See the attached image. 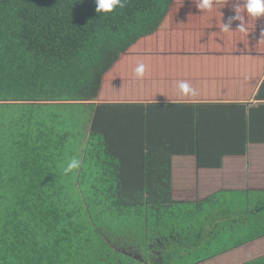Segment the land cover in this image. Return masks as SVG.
<instances>
[{
  "label": "trees",
  "instance_id": "1",
  "mask_svg": "<svg viewBox=\"0 0 264 264\" xmlns=\"http://www.w3.org/2000/svg\"><path fill=\"white\" fill-rule=\"evenodd\" d=\"M197 2L97 14L95 0H0V264L179 263L183 250L164 252L182 238L171 209L199 216L218 195L174 201L172 158L212 168L264 143V17L225 32L234 0L203 13ZM238 192L215 230L232 245L201 259L264 237V191ZM207 221L184 224L185 239Z\"/></svg>",
  "mask_w": 264,
  "mask_h": 264
},
{
  "label": "rangeland",
  "instance_id": "2",
  "mask_svg": "<svg viewBox=\"0 0 264 264\" xmlns=\"http://www.w3.org/2000/svg\"><path fill=\"white\" fill-rule=\"evenodd\" d=\"M256 100L252 99V103H255ZM178 162L175 165L174 169V176H180V171L182 168H191L193 169L194 161H183V158L181 160L176 159ZM234 161V160H233ZM227 162L229 163L226 165V168L223 169L225 173L222 175L224 176L225 182L228 185H232V177L236 178L237 184H240L241 182H244L248 188H257V189H264V146H250L247 154L241 159H237V162H232V159H228ZM245 163V165L242 163ZM242 165V166H241ZM234 173V174H232ZM235 175V177H234ZM200 177V176H199ZM248 180V185L246 184ZM216 181V180H214ZM240 182V183H239ZM211 191L203 190L199 191L198 195L196 197L187 198L188 193H185L184 191H178L175 192L176 200H198L200 197L205 196L206 194H210ZM232 191L226 193L228 200L225 205H223L221 202H216V199L211 201V207L207 208L205 210H202L201 214L198 216L196 213L198 212V207L194 206L193 208H189L188 206H183L181 209L173 207L171 210L173 212H177L179 216L181 215L179 222L181 223V243H182V254L180 253V256H174L176 258V262L178 261V264H190L195 263L197 260L201 259V257H204L206 254L213 252L217 249V246L221 241L224 242V245L231 246L232 240L228 239L229 233L226 232L224 234H221L224 238L220 240H215L212 243L206 245L204 244L203 239H197L193 243H188L185 238H187L188 233H185L183 231V227L186 225V223H192L194 226V230H199L201 228V223H204L207 218H209L210 214H213L215 211L218 213L221 212L223 209H231L230 204L228 203L229 199L232 198ZM244 194V192H235L234 196L239 197V195ZM196 193H193V196H195ZM232 202V201H231ZM236 204V202H235ZM239 204V203H237ZM195 207L197 210H194ZM190 214V215H187ZM190 216V217H188ZM179 218V217H178ZM157 220V218H156ZM178 220V219H177ZM185 224V225H184ZM191 233V236H195L196 234L194 232ZM172 237V236H171ZM172 241L171 239H169ZM174 242V241H173ZM187 243V245H186ZM195 243V245H194ZM173 243L169 245V247L172 248ZM127 248V247H126ZM132 248H130L131 250ZM167 251V248L164 249V252ZM172 253V252H170ZM264 254V237L257 238L251 242H248L244 245L238 246L237 249L225 251L224 253H221L219 256L211 257V259L204 260L201 263H195V264H238L242 261L251 259L253 257H256L258 255Z\"/></svg>",
  "mask_w": 264,
  "mask_h": 264
},
{
  "label": "crops",
  "instance_id": "3",
  "mask_svg": "<svg viewBox=\"0 0 264 264\" xmlns=\"http://www.w3.org/2000/svg\"><path fill=\"white\" fill-rule=\"evenodd\" d=\"M229 100V99H227ZM222 101H226V99H222ZM241 100H232V102H239ZM250 102H252V99L249 100ZM247 151L245 154L242 155H235V154H227L225 156H223L222 158V162L221 165L218 167H199L196 165V158L193 155H184V156H174L172 158V171L173 173L175 172V165L178 163L176 161V159L181 160L183 158V161H194L193 162V169L189 168H182V170L180 171V176H174L172 179V183H173V189H172V199L175 201L176 197H175V192L178 191H184L185 193H188L187 198H191V197H196L199 193V191H203V190H208L211 191L210 194H206L205 196L200 197V199L198 200H176V201H186V202H198L200 200H203L204 198H206L208 195H212V194H217L218 195V199H216L217 202H223L226 204L228 197L226 195V193L232 191V198L229 199L228 203L230 204V206L232 207V203L236 202V198L234 196V193L237 191H244L247 189H253L256 191H264V189H257V188H248V186H246L244 184L245 180L243 182H239L240 184H237L236 182V178L232 177V185H228L224 179V176L222 175L223 173H225L223 171V169L226 168V165H228L229 163L227 162L228 159H232V162H237V159H242L248 152L250 146H264V143H248L247 144ZM234 160V161H233ZM246 162L242 163V165H245ZM241 165V166H242ZM234 174V173H232ZM200 176V177H199ZM235 177V175H234ZM216 180V181H214ZM246 184L248 185V180L246 182ZM196 193L195 196H193V193ZM220 197V199H219ZM222 198H225V201H221ZM232 201V202H231ZM218 212V208L217 211H215L213 214L209 215L208 221L207 223L204 225V230L202 231V234L197 237V239H203L204 244L208 245L210 243H212L213 241L217 240V238L219 237V233H217L215 235V230L219 229L220 223L224 220V217H222V214L216 213ZM212 231H214V233H212ZM173 238L174 242H171L168 244L167 247V251L168 253L172 252L171 254H177V250H182V243L180 242L181 239L179 238ZM219 239V238H218ZM188 243H191V241L187 240ZM173 243L172 248L169 247L170 244ZM187 245V243H186ZM238 247V246H237ZM237 247L232 248L230 250L233 249H237ZM224 253V252H223ZM221 254V253H220ZM215 255L216 257L219 256ZM214 257V256H213ZM211 259L210 258H204V259H200L201 263L204 260H208Z\"/></svg>",
  "mask_w": 264,
  "mask_h": 264
},
{
  "label": "clouds",
  "instance_id": "4",
  "mask_svg": "<svg viewBox=\"0 0 264 264\" xmlns=\"http://www.w3.org/2000/svg\"><path fill=\"white\" fill-rule=\"evenodd\" d=\"M128 0H95V12L97 14H110L116 9H123L127 5ZM220 3V0H198L195 7L202 13L210 11L214 6ZM227 3L225 0L224 5ZM233 10L234 16H230L226 23L222 24V30L225 32L231 31L230 25L233 21H240L236 30L241 33L248 31L246 27L245 14L250 17L253 21L258 18L264 17V0H234ZM243 9V13H241ZM103 18V16H101ZM134 74L137 79H141L145 74V65L140 63L134 69ZM177 88L181 95H195V89H193L187 81H180L177 84ZM155 102V101H154ZM81 161L78 158L71 159L67 166L63 168V173L67 175L74 170L79 169Z\"/></svg>",
  "mask_w": 264,
  "mask_h": 264
}]
</instances>
